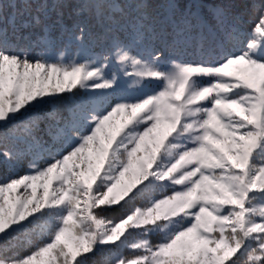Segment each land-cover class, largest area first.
Instances as JSON below:
<instances>
[{
    "label": "snow or ice",
    "instance_id": "obj_1",
    "mask_svg": "<svg viewBox=\"0 0 264 264\" xmlns=\"http://www.w3.org/2000/svg\"><path fill=\"white\" fill-rule=\"evenodd\" d=\"M62 6L0 0V129L14 126L0 131L9 170L0 177V264H89L99 251L110 254L106 264H264V0L251 36L221 0L211 12L227 43L201 42L195 58L167 62L164 52L176 54L193 27H210L181 0L164 4L173 35L165 49L153 44L149 0H84L100 39L111 36L84 60L46 54L51 12L69 31ZM33 27L45 35L22 34ZM71 31L82 43L86 28L74 21ZM65 100L71 113L51 115L57 128L45 147L34 135L38 113ZM20 133L27 152L8 146ZM20 248L32 250L9 255Z\"/></svg>",
    "mask_w": 264,
    "mask_h": 264
},
{
    "label": "trees",
    "instance_id": "obj_2",
    "mask_svg": "<svg viewBox=\"0 0 264 264\" xmlns=\"http://www.w3.org/2000/svg\"><path fill=\"white\" fill-rule=\"evenodd\" d=\"M119 2V0H118ZM151 8L149 9L152 22L154 24L157 39L153 41L156 48L165 49L167 44L172 41V26L166 20L167 12L165 11L164 4L166 0H149ZM224 2L230 4L232 16L240 18V25L245 37L251 36L253 29V19L257 15L254 5H259L261 0H224ZM51 4V0H49ZM184 4L185 10H190L191 13H198L200 17L210 26L208 28L199 29L193 27L190 33H187L184 38L177 44V53L171 54L168 51L164 52L163 59L165 62L171 59H193L195 58L194 49L202 42L204 47H212L217 43L226 42L225 30H221L216 27L215 21L212 17L211 9L221 0H181ZM84 0H63V6L59 9L63 13V20L65 27L69 31H65L59 24H55L57 19L56 13L51 12V20L49 23L52 25L50 31L47 33V38L51 41L50 46L46 50L48 57L52 59H59L63 55L66 59L71 60L77 58L84 60L90 56H99L108 47V41L111 36L106 40L100 39L104 35V28L97 22L94 12L82 10ZM13 10L8 8L5 12V16L11 13ZM79 11V15L76 13ZM33 11V15H35ZM27 18V17H26ZM74 21H79L85 28V36L83 42H79L75 39L78 34L75 31H71ZM195 25V20H193ZM11 33V29L9 28ZM23 35L30 37L32 41H36L38 37L44 36L45 33L41 27H33L23 31ZM130 34V29L126 32H121L119 35L121 39H127ZM246 42V40H245ZM187 47L188 54L180 55ZM33 55L44 54V51L40 47H34L31 49ZM123 76L121 75L120 80ZM126 89V88H124ZM75 91V89H74ZM61 95H67L62 93ZM86 97L83 93L77 98V102H83ZM73 100H65L57 105L45 106L38 113L39 124L38 129L34 135L37 140L46 142L45 147H49L53 143L51 133L54 135L57 128V121L51 118V115H56L61 118H67L71 113ZM14 130V126H10L8 129H0V131L8 132L10 135ZM21 139L19 143L10 141L8 146L18 148L21 151L27 152L30 148V142L23 138V134L20 133ZM45 159L47 156L45 155ZM28 160H25L23 164L18 165V171L23 174L27 170ZM9 170L7 165L0 164V177L8 175ZM142 203L141 201L137 202ZM110 218L118 217L120 213L113 212L108 214ZM157 237H153L155 241ZM36 243H39L37 241ZM35 245H33L34 247ZM31 248H20L9 253V255H25L31 251ZM128 251H125V255H128ZM110 259V254L106 251L96 252L91 256L89 264H106Z\"/></svg>",
    "mask_w": 264,
    "mask_h": 264
},
{
    "label": "rangeland",
    "instance_id": "obj_3",
    "mask_svg": "<svg viewBox=\"0 0 264 264\" xmlns=\"http://www.w3.org/2000/svg\"><path fill=\"white\" fill-rule=\"evenodd\" d=\"M120 83H121V87H122L123 89H124V88L127 89V87H128V81H126L124 77L121 78Z\"/></svg>",
    "mask_w": 264,
    "mask_h": 264
}]
</instances>
